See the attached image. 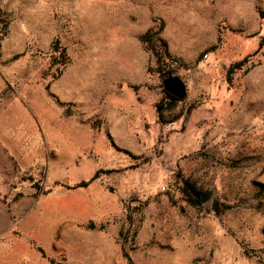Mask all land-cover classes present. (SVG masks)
Instances as JSON below:
<instances>
[{
	"label": "rangeland",
	"instance_id": "374dc122",
	"mask_svg": "<svg viewBox=\"0 0 264 264\" xmlns=\"http://www.w3.org/2000/svg\"><path fill=\"white\" fill-rule=\"evenodd\" d=\"M124 254L264 264V0H0V264Z\"/></svg>",
	"mask_w": 264,
	"mask_h": 264
},
{
	"label": "trees",
	"instance_id": "16d2710c",
	"mask_svg": "<svg viewBox=\"0 0 264 264\" xmlns=\"http://www.w3.org/2000/svg\"><path fill=\"white\" fill-rule=\"evenodd\" d=\"M161 30H162V25H160L159 29H157L156 31L148 30L147 32H145L141 36V42L145 46V49L151 53L155 63L157 64L158 72L160 74H165V73L169 72L168 70H166L164 68V65H165L164 60L167 58L168 52H167L166 42L159 37ZM59 49H60L59 42L56 39L52 43V50H53V52H57V51H59ZM61 51H62L61 55H64V49H61ZM241 65H242L241 61L232 65L229 68V73L232 72L235 67L238 68ZM164 94L166 95V98H169L171 101H177V99L172 100V97L170 95L166 94L165 92H164ZM167 106H170V105L168 104ZM98 174H99V171H96L95 174L91 178H89L88 180L80 181L79 183L75 184L74 188L86 187L94 179L97 178ZM181 192H182L185 200L190 205L197 206V207L201 205L200 193H199V191H197L195 189V187L193 186V184L190 181H188V180L183 181L182 186H181ZM229 208H230L229 205L224 204V203H220L216 199L211 202V209L215 214H219V213H221V212H223ZM124 257L126 258L127 263L131 264L132 261H131L130 257L127 254H124Z\"/></svg>",
	"mask_w": 264,
	"mask_h": 264
},
{
	"label": "water",
	"instance_id": "95a60500",
	"mask_svg": "<svg viewBox=\"0 0 264 264\" xmlns=\"http://www.w3.org/2000/svg\"><path fill=\"white\" fill-rule=\"evenodd\" d=\"M161 80L164 92L170 95L172 97V100H182L185 98L187 94L186 85L178 75L168 72L161 76ZM211 197V191L201 193V204L208 203L211 200Z\"/></svg>",
	"mask_w": 264,
	"mask_h": 264
}]
</instances>
